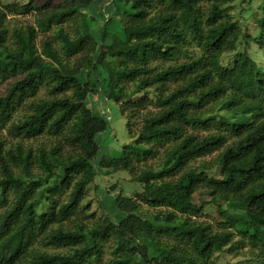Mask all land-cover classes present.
Returning a JSON list of instances; mask_svg holds the SVG:
<instances>
[{
  "label": "trees",
  "instance_id": "1",
  "mask_svg": "<svg viewBox=\"0 0 264 264\" xmlns=\"http://www.w3.org/2000/svg\"><path fill=\"white\" fill-rule=\"evenodd\" d=\"M97 1L96 14L74 0L0 5V34L5 9H43L39 24L61 15L80 18L84 27L73 37L59 27L60 49L51 40L40 49L32 26L14 30V46L0 40V83L14 76L0 96V131L13 140L0 135V264H93L108 244L113 264H215L222 253L264 264V16L251 34L247 0H90ZM234 4L242 8L237 20L226 14ZM112 32L123 43L108 42ZM42 86L52 97L36 98ZM110 102L127 120L154 105L145 124L160 133L154 144L141 133L101 160L100 168L127 172L142 190L136 198L107 191L111 213L84 223L78 198L60 202L55 195L92 183L103 193L95 163L98 137L111 132ZM19 109L22 118L13 121ZM46 137L37 148L26 144ZM215 153L212 162L193 166ZM179 189L191 197L208 192L217 227L194 219L206 203L172 205ZM170 207L189 215L164 211ZM128 223L137 230L128 231Z\"/></svg>",
  "mask_w": 264,
  "mask_h": 264
},
{
  "label": "rangeland",
  "instance_id": "2",
  "mask_svg": "<svg viewBox=\"0 0 264 264\" xmlns=\"http://www.w3.org/2000/svg\"><path fill=\"white\" fill-rule=\"evenodd\" d=\"M30 0H1L0 5L2 7L5 6H11V5H26L29 3ZM76 3H78L80 9L88 10L92 13L96 14V11H98L101 8V2L97 1L95 3L90 2V0H74ZM80 2V3H79ZM35 3L38 7L42 6L44 3L51 5L52 7L59 5V0H35ZM201 3L205 5V0H201ZM244 9H251L253 13L247 17L248 20V31L251 34L255 33V19L257 17L264 16V0H247L244 3L243 6ZM37 8L33 9L29 14H15L12 11H9L8 9H5V12L7 14L5 23H4V31L0 34V40L2 39V36L6 40V44L10 46H14V30L15 29H25L27 26H32L36 29L37 36L35 43L37 46L41 49L42 43L45 40H51L53 41L56 48L60 49L61 46V40L58 37L57 30L59 27L65 28L66 32L70 36L76 35V31H82L83 30V23L80 21V18L76 17H68L67 21H63V18L61 15L55 16L53 21H45L43 24L38 23V17L42 15L45 11L43 9L36 10ZM242 10L240 5L234 4L232 7L226 12L227 15L232 17L233 19H239L240 18V11ZM129 34H135L136 29L127 27ZM108 42H113L116 44L123 43V40L121 37H119L116 33L112 32L109 35ZM9 65V64H8ZM9 69H13V65H9ZM14 79V76H10L5 81L0 83V96L5 93L6 87L8 84ZM137 96L143 97L145 96L144 93H140ZM42 97H52V94L47 86H42L40 90L37 92L36 98H42ZM150 99L154 100V94H150L148 96ZM90 103L93 106V112L96 116H101L102 113L100 111V107L97 105V101L91 98ZM108 116L110 119V125H111V132L106 133V135H101L98 137L97 141L101 145V153L100 156H98L96 160V167L97 172L99 174L98 176V183L102 186L104 189L103 193L99 195L97 189L95 188V184H90L88 186H83L81 184L73 185L68 191L63 193H58L55 195V198L60 202H66L67 200H74L76 198L79 199L80 205L83 209H80V211H83L84 213H78L77 217L83 218V222H94L100 219L104 213H111V197H109L106 192L110 191V194L112 193L114 198L117 197L119 192H122L124 196L130 197V198H136L137 194L141 192L142 185L140 183H134L131 181V176L125 172L120 174H115L111 170L100 168V162L104 157H111L117 155L121 150H123L125 147H128L129 145L134 144L137 140L140 139V134L143 133V140H146L148 143L154 144L153 142V136L157 133H160L159 131H153L151 130V125L147 126L145 123L146 117H148L149 113L151 112L155 113L157 109L154 105H149L145 109H140L139 111H134L132 114H130V119L127 120L124 118L121 114L119 106L114 104L113 102L108 103ZM22 118V112L21 110H17L13 114V121H18ZM151 124L155 122V120L150 119ZM128 125L132 129V135H136V138H132L131 132L128 130ZM0 135L8 142L12 143L13 140L8 136L5 130L0 131ZM137 139V140H136ZM48 137L43 139L42 141L39 139L34 142H27L26 144L32 146L33 148H37L40 145H44L47 143ZM231 143V141H230ZM163 152V150H161ZM219 153V152H218ZM218 153H215L210 156H206L202 159H198L194 161L192 164L195 167H198L201 162H212ZM111 194V195H112ZM190 202L196 204L197 206H200L203 203H206V205L203 207L202 212L197 216V221H202L211 224L212 226L217 227V223L221 221L219 215H218V208L217 205L211 203V196L206 191H199L194 195V197L189 196L188 191L185 189H179L177 193L173 194L170 197V203L174 205L175 203H184L189 204ZM102 203V204H101ZM47 208V204H44L39 208V211H45ZM224 209H228L226 206H224ZM142 210L147 211L149 213H156L154 209H148L146 205L142 207ZM170 210L172 212H175L177 216H187L189 214H183L180 210L177 211L173 207L170 208H164V211ZM232 211L231 209H228ZM161 211V210H159ZM191 216V215H190ZM70 226L68 228H72L74 226V223H68ZM126 228L130 232H135L137 230V225L135 223H128L126 225ZM113 242V241H112ZM111 243V242H110ZM114 243V242H113ZM112 244V243H111ZM145 244H141L139 256L145 255ZM153 247V246H152ZM111 245L108 244L106 247V253L105 255L99 259L95 260L93 264H113L112 259L114 256H112L110 251ZM45 251L49 253H63L66 251L65 248H55V247H45ZM249 251V248L242 249L240 247L239 252H247ZM139 256H134L131 260L136 263V261L139 258ZM24 264V263H22ZM215 264H253L248 261V259H245V257H239L236 258L232 255H229L228 253H222L220 254L215 261Z\"/></svg>",
  "mask_w": 264,
  "mask_h": 264
}]
</instances>
